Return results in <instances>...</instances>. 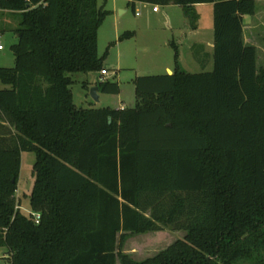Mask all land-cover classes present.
Listing matches in <instances>:
<instances>
[{"label":"trees","instance_id":"1","mask_svg":"<svg viewBox=\"0 0 264 264\" xmlns=\"http://www.w3.org/2000/svg\"><path fill=\"white\" fill-rule=\"evenodd\" d=\"M128 1L179 5L191 25L213 3V69L137 76L131 107L77 106L73 76L105 69L109 11L0 0L19 17L14 65L0 66V119L14 129L0 132V247L9 264H264V67L243 38L255 0ZM26 151L38 223L15 196ZM165 228L185 235L143 260L122 251L128 234Z\"/></svg>","mask_w":264,"mask_h":264},{"label":"rangeland","instance_id":"2","mask_svg":"<svg viewBox=\"0 0 264 264\" xmlns=\"http://www.w3.org/2000/svg\"><path fill=\"white\" fill-rule=\"evenodd\" d=\"M97 3L109 11L98 29V54L103 57V68L108 72L105 80L116 82L119 92H99L98 100H94L89 94V89L82 86V82L87 80L90 86L95 85L100 71L77 73L73 76L75 81L71 86L73 100L77 106L131 107L135 104L134 80L137 76L164 74L169 70L172 72L177 65L181 70L191 73L213 69V48L210 46L214 39L213 3L194 6L198 29V35L194 36L191 33V23L179 5L169 9L157 5L160 12L149 14L148 6L136 5L132 9L128 0H97ZM152 6L154 4L149 5L150 8ZM120 9L125 12H120ZM135 12L139 14L136 15ZM165 13L168 15L164 16ZM18 21L17 14L0 9L2 67L14 65L11 45L16 41V35L12 30ZM244 25L247 42L256 48V64L260 69L264 67V0H255V13L245 15ZM127 31L132 35L119 39ZM195 41L204 43L195 45ZM5 87L0 81V88ZM8 130L14 132L11 125L0 119V132ZM34 160L35 154L32 151L22 152L15 196L20 202V211L25 215L32 212L28 195L25 194H29L33 184ZM184 235L183 230L168 228L128 234L121 249L133 259L143 260L154 256ZM6 256L5 248L0 247V264H9Z\"/></svg>","mask_w":264,"mask_h":264},{"label":"crops","instance_id":"3","mask_svg":"<svg viewBox=\"0 0 264 264\" xmlns=\"http://www.w3.org/2000/svg\"><path fill=\"white\" fill-rule=\"evenodd\" d=\"M136 5H145V6H148V11H149V14L150 13H152V14H156V13H159L160 12V8H158V10L157 11H154L152 8H153V6L150 8L149 7V5H151V3H144V2H136L135 3V6ZM197 5V4H196ZM195 5V6H196ZM160 6H164V8L165 9H169L170 7H172V6H175V4H168V5H160ZM2 11H6V10H2ZM120 12H125V10L124 9H120ZM166 12H167V10H166ZM167 16L168 14L167 13H165L164 14V16ZM186 19V18H185ZM244 22H245V15L243 16V38H244V42L245 43H247V44H251V43H249V42H247V39H246V37H245V25H244ZM11 30H12V28H11ZM191 33H193V36L194 35H198V29H197V25H196V22L194 23V25H191ZM196 43H195V45L197 44V45H203V43L204 42H202V41H200V42H197V41H195ZM253 45V44H252ZM210 46L213 48V42L210 44ZM3 49V48H2ZM1 50V49H0ZM122 107H124L123 105H120V108H122Z\"/></svg>","mask_w":264,"mask_h":264},{"label":"built area","instance_id":"4","mask_svg":"<svg viewBox=\"0 0 264 264\" xmlns=\"http://www.w3.org/2000/svg\"><path fill=\"white\" fill-rule=\"evenodd\" d=\"M152 9H153L154 11H157V10H158V6H157V5H154ZM135 14L138 15L139 13H138V12H135ZM2 48H3L2 45H0V49H2ZM107 73H108V72H107V70H105V69L100 70V74H99L97 80H98L99 82H103V81H105V78H106ZM31 214H32V216H33V220H34V222H35V223H38V222H39V218H40V214H39L38 212H32Z\"/></svg>","mask_w":264,"mask_h":264},{"label":"water","instance_id":"5","mask_svg":"<svg viewBox=\"0 0 264 264\" xmlns=\"http://www.w3.org/2000/svg\"><path fill=\"white\" fill-rule=\"evenodd\" d=\"M172 73L170 70L168 71V74ZM99 88L97 85H92L89 88V94L94 100H98V93Z\"/></svg>","mask_w":264,"mask_h":264}]
</instances>
